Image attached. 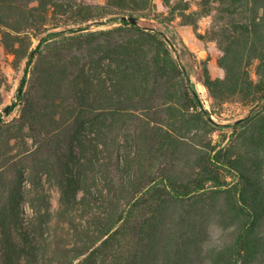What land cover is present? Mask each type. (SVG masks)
I'll return each mask as SVG.
<instances>
[{"label":"trees","instance_id":"1","mask_svg":"<svg viewBox=\"0 0 264 264\" xmlns=\"http://www.w3.org/2000/svg\"><path fill=\"white\" fill-rule=\"evenodd\" d=\"M161 2L0 0V63L25 64L0 114V264H264V0ZM203 18L222 77L169 25ZM228 103L248 113L214 120Z\"/></svg>","mask_w":264,"mask_h":264},{"label":"rangeland","instance_id":"2","mask_svg":"<svg viewBox=\"0 0 264 264\" xmlns=\"http://www.w3.org/2000/svg\"><path fill=\"white\" fill-rule=\"evenodd\" d=\"M90 3H99L102 4L104 0H85ZM155 8L158 13L165 14L167 9L163 6L161 0H154ZM208 18H203L198 22L196 30L193 29L192 26L189 25H181L179 19L171 22L170 28L175 31L178 37L182 39L185 45L189 48V50L194 54L196 60L199 62L201 68L204 66L207 68L208 74L210 77H222L223 71L219 68L217 64V59L220 56V51L218 50L216 44L211 41H207L206 38L198 37L196 33L199 35H204L207 27H208ZM103 28H106L102 26ZM11 56L1 55V69L5 74L6 80L4 85L1 88L3 103L0 106V114L6 106H10L15 101V92L19 85L20 79L24 74V61L16 67L11 66ZM191 83L198 93L199 98L201 99L204 107L209 110L210 107V99L208 96V92L206 88L197 81L194 75H191ZM220 109V116H214L213 119L219 121L222 124L231 123L233 119L239 118L246 113H248L249 107H246L240 103H228L224 104ZM17 114V108L8 116L11 118L12 116ZM231 133L230 127H219L215 130L211 135V140L213 143L220 144V146L227 145L228 135ZM229 178H226V181ZM51 193V207L52 210L57 208V198L58 193L55 188L50 189ZM222 199V198H221ZM221 199L218 204H221ZM232 229L230 227L227 228L226 224H221L215 220L210 225V233L208 240L204 243V251L211 252L212 255H215L216 252L222 248L226 247L227 243L230 242Z\"/></svg>","mask_w":264,"mask_h":264},{"label":"water","instance_id":"3","mask_svg":"<svg viewBox=\"0 0 264 264\" xmlns=\"http://www.w3.org/2000/svg\"><path fill=\"white\" fill-rule=\"evenodd\" d=\"M122 19L128 21L129 23H131L133 25H136L137 24L136 18L133 17V16L132 17H125V16H123ZM8 108H9V106H6L3 109L2 113L5 114L7 112V110H8ZM256 109H257V107H255L253 110H256Z\"/></svg>","mask_w":264,"mask_h":264}]
</instances>
